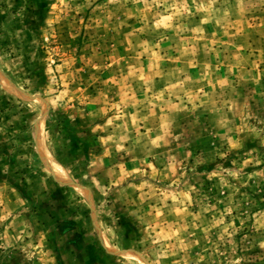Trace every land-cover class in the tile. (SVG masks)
I'll use <instances>...</instances> for the list:
<instances>
[{
  "label": "rangeland",
  "instance_id": "1",
  "mask_svg": "<svg viewBox=\"0 0 264 264\" xmlns=\"http://www.w3.org/2000/svg\"><path fill=\"white\" fill-rule=\"evenodd\" d=\"M0 264H264V0H0Z\"/></svg>",
  "mask_w": 264,
  "mask_h": 264
},
{
  "label": "bare ground",
  "instance_id": "2",
  "mask_svg": "<svg viewBox=\"0 0 264 264\" xmlns=\"http://www.w3.org/2000/svg\"><path fill=\"white\" fill-rule=\"evenodd\" d=\"M60 172H61V170H60Z\"/></svg>",
  "mask_w": 264,
  "mask_h": 264
}]
</instances>
